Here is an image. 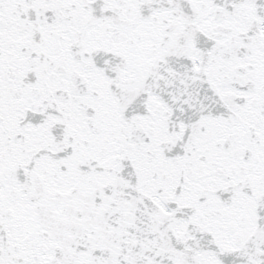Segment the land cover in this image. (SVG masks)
Listing matches in <instances>:
<instances>
[{"label": "snow or ice", "instance_id": "1", "mask_svg": "<svg viewBox=\"0 0 264 264\" xmlns=\"http://www.w3.org/2000/svg\"><path fill=\"white\" fill-rule=\"evenodd\" d=\"M0 264H264V0H0Z\"/></svg>", "mask_w": 264, "mask_h": 264}]
</instances>
